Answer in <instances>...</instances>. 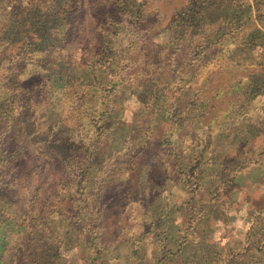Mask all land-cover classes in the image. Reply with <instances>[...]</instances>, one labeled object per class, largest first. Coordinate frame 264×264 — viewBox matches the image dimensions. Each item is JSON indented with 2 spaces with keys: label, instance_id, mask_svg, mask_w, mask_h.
<instances>
[{
  "label": "rangeland",
  "instance_id": "obj_1",
  "mask_svg": "<svg viewBox=\"0 0 264 264\" xmlns=\"http://www.w3.org/2000/svg\"><path fill=\"white\" fill-rule=\"evenodd\" d=\"M2 2L0 86L10 88L0 92V141L15 149L44 140L64 157L54 149L57 108L67 116L78 102L85 119L87 81L115 103L75 202L81 213L42 215L35 193L24 205L0 189V264H32L43 244L38 264H264V87L259 94L255 83L264 76V0H85L65 40L54 36L61 12L44 9L33 18L42 49L19 76L25 89L5 52L17 0ZM69 75L82 82L67 94ZM67 146L66 155L78 151ZM43 151L29 154L22 177L36 178Z\"/></svg>",
  "mask_w": 264,
  "mask_h": 264
},
{
  "label": "trees",
  "instance_id": "obj_2",
  "mask_svg": "<svg viewBox=\"0 0 264 264\" xmlns=\"http://www.w3.org/2000/svg\"><path fill=\"white\" fill-rule=\"evenodd\" d=\"M2 1L4 0H0V4H4ZM60 1L54 0L52 5L46 3L43 4L41 2L35 8L32 7V1L24 2L23 0H17V5H10L11 11L9 14L11 15V19L9 20V26L5 32L7 39V50L5 52L11 57L15 55L12 62L17 63L18 68L10 73L14 76L13 79L18 87L25 89V86L22 85L23 81L19 78V76L26 69L27 60L33 59V55L38 54L42 49V38L44 35L42 33L43 24L41 20L36 22L33 21V18L36 17L35 14L43 12L44 9L52 11L57 10L61 12V15L63 16L61 18L60 25L56 28L57 30L54 36L55 38L65 40L69 38L67 33L68 27L82 12V8L85 5V0H70L63 4V6H60ZM111 21H113V19H111ZM100 23L103 22L100 21ZM60 28H62L64 32H59L58 29ZM92 39L95 38L93 37ZM103 40L105 41V39ZM89 43H91V41H89ZM90 45L91 44H89V46ZM20 50H30L33 51V54L31 57H24ZM90 51L95 52L92 49ZM24 65H26V67L23 69ZM256 77L257 79L255 80V83L259 84L260 87L258 88L257 93L261 94L263 90L262 87H264V76H260L258 74ZM81 82L82 81H80L77 77L69 75L65 85L62 86L63 93L69 94L71 92L70 89L79 88ZM253 85L256 86L255 84ZM9 88L10 87L6 85H2L0 86V92L3 90L8 91ZM102 89V83H93L92 81L86 82L85 91H83L81 95V97L88 99V111L87 114H85V119L82 118L80 114L78 115L76 113V109L80 110L81 107V105L76 101L74 107H71L69 115L67 116H65L64 113L59 111L57 108L58 119L56 120L57 122L55 123V127L57 130L63 131V137L54 142V149H58V151L60 149H64L67 153V150L71 149V147L67 146L70 144L72 146H76L78 151L74 150L73 153L67 155L64 153L62 155L65 156L61 157L57 155L58 152H47V141L44 140L28 142L25 146H19L15 149H11L7 145L6 141L1 139L0 189L5 188L12 191L14 190L16 192V196L20 199L19 203L24 205H26L28 197L35 193L33 198L34 204H32V206H34L35 209L38 208L39 213H43L42 215H45V212H47L45 208L47 209L50 207H53V210L55 207H65L63 209H65V213L68 215L75 214V208L79 211V213H81L79 205H76L75 202L82 201V198H78V196H82L83 191L89 187V176L87 174L94 164L98 146L105 134L106 119H108L111 107H113V103H115V100L111 99V97L109 98V95H105ZM105 98H108L109 101H106ZM2 101L3 99L1 98L0 104ZM92 113L98 114L96 121L87 120L89 115ZM99 116L101 118L100 120H98ZM83 128H87V132H84V134H82V131L84 130ZM90 132H92L93 137L89 136ZM35 145H38V147ZM38 149H43V152H45L44 154L47 155L45 159L46 161L43 162L45 166L39 170L38 173L34 174L36 175V178H33L32 176L30 179L22 177V173L25 172V167L22 164L29 161V154H33ZM78 179L79 182H77ZM62 187H64L65 190L64 194L63 192H60ZM33 188L35 191H32ZM49 191L51 196L47 195ZM54 197H56L54 201L47 204L48 199H53ZM65 198L68 199L66 205H64ZM82 215L83 214L80 215L81 220ZM35 234L39 235V237L34 239H41L45 241L46 236L44 234L38 232H35ZM60 244L62 246L63 243L60 242ZM44 247V244L35 246L33 252H31V257L34 259L32 264H38L37 261L43 257Z\"/></svg>",
  "mask_w": 264,
  "mask_h": 264
}]
</instances>
